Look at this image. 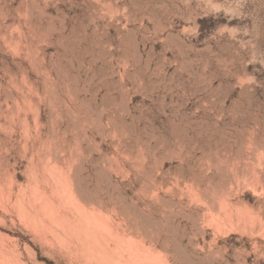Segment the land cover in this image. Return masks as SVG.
I'll use <instances>...</instances> for the list:
<instances>
[{"label":"rangeland","instance_id":"374dc122","mask_svg":"<svg viewBox=\"0 0 264 264\" xmlns=\"http://www.w3.org/2000/svg\"><path fill=\"white\" fill-rule=\"evenodd\" d=\"M0 264H264V0H0Z\"/></svg>","mask_w":264,"mask_h":264},{"label":"bare ground","instance_id":"6f19581e","mask_svg":"<svg viewBox=\"0 0 264 264\" xmlns=\"http://www.w3.org/2000/svg\"><path fill=\"white\" fill-rule=\"evenodd\" d=\"M74 93H75V92H74ZM69 94H70V93H69ZM71 97H72V96L69 95L70 100L73 99V98H71ZM74 99H76V98L74 97ZM79 105H80V104H79ZM81 106H83V105L81 104ZM81 108H83V107H81ZM68 109H69V108H68ZM69 111H70V110H69ZM70 112H71V111H70ZM68 113H69V112H68ZM68 113H67V114H68ZM73 114H74V113H73ZM73 114H72V112H71V114L69 115V117L72 116ZM75 115H77V114H75ZM73 117H74V115L72 116V118H73ZM75 117H76V119H78V118H77L78 116H75ZM75 117H74V118H75ZM97 117H98V115H97ZM74 118H73V119H74ZM100 118H101V116H100ZM98 119H99V118H98ZM71 120H72V119H71ZM77 121L80 122L79 119H78ZM74 123H76V122H74ZM113 128H114V127H113ZM115 128H116V127H115ZM75 163H76V162H75ZM74 165H75V164H74ZM72 166H73V164H72ZM72 166H71V167H72ZM79 167H80V166H79ZM69 170H70L71 173H72V170H71L70 168H69ZM69 170H68V171H69ZM80 170H81V169H80ZM80 170H79V171H80ZM74 171H76V170H74ZM77 171H78V170H77ZM71 173H70V175H71ZM76 174H77V173H76ZM76 174H74V175H76ZM62 175H63V174H62ZM70 175H69V176H70ZM72 175H73V174H72ZM77 175H78V174H77ZM58 177H60V175H59ZM65 177H66V176H65ZM65 177L61 176V178H62L61 180H64V181H65ZM76 177H77V176H76ZM59 179H60V178H59ZM68 179H70V178H68ZM73 180H75V179H73ZM79 180H80V179H79ZM57 181H59V180H57ZM61 182H62V183H61ZM66 182H67V180H66ZM71 182H72V181H71ZM74 182H75V181H74ZM79 182H80V181H79ZM58 183H59V184H60V183L63 184V181H60V182H58ZM64 183H65V182H64ZM67 183H69V180H68ZM76 183H77V182H76ZM72 184H73V183H72ZM66 185H67V184H66ZM66 185L63 184L62 186L65 187ZM62 186H61V187H62ZM69 186H70V185H69ZM73 186H74V185H73ZM79 186H80V185H78V187H79ZM64 187H62V188H64ZM76 187H77V186H76ZM76 187H75V189H77ZM66 188H67V187H66ZM72 188H73V187H72ZM68 189H69V188H68ZM73 189H74V188H73ZM81 189H82V188H81ZM85 189H87V188H85ZM62 190H63V189H62ZM79 190H80V188H79ZM83 190H84V189H83ZM74 191L77 192V190H74ZM80 191H81V190H80ZM65 192H67V190H66ZM78 192H79V191H78ZM81 192H82V191H81ZM83 192H84V191H83ZM87 192L89 193V191H87ZM88 193H86V194H88ZM71 194H72V193H71ZM75 194H76V193H75ZM77 195H79V194L77 193ZM83 195H85V194L83 193ZM91 195H92V194H91ZM74 196H75V195H74ZM85 196H86V195H85ZM92 196H93V195H92ZM80 197H81V196H80ZM87 197L89 198L90 196L87 195V196L85 197L86 200H87ZM90 198H91V197H90ZM79 199H82V198H79ZM79 199H77V200L79 201ZM92 199H93V198H92ZM84 200H85V199H84ZM90 200H91V199H90ZM72 201L74 202V200H72ZM87 201H89V200H87ZM82 202H83V201H82ZM84 202H85V201H84ZM215 204H216V203H215ZM220 204H221V203H220ZM220 204H219V206H220ZM78 205H79V204H78ZM74 206H75V205H74ZM76 206H77V205H76ZM76 206H75V207H76ZM79 207H80V206H79ZM79 207H78V208H79ZM81 207H82V206H81ZM81 207H80V209H82ZM82 210H83V209H82ZM85 210H86V209H85ZM78 211H79V210H78ZM88 211H89V210H88ZM83 212H84V211H83ZM78 213H80V212H78ZM81 213H82V211H81ZM81 213H80V215L83 214V213H82V214H81ZM84 213H85V212H84ZM88 213H89V212H88ZM94 213H95V212H94ZM94 213L92 214V216L94 215ZM244 214H245V213H244ZM88 215H89V214H86L87 217H88ZM95 215H96V214H95ZM86 216H83V215H82L83 218L86 217ZM90 216H91V215H90ZM90 216H89V218H90ZM87 217H86V218H87ZM95 217H98V216H95ZM247 217H249V216H247ZM83 218H82V219H83ZM93 218H94V217H93ZM84 219H85V218H84ZM90 219H92V218H90ZM98 219H99V217H98ZM98 219H96V220H98ZM246 219H249V218H246ZM98 221H99V220H98ZM100 221H101V219H100ZM252 221H253V219H252ZM252 221H251V222H252ZM92 222H93V221H92ZM249 222H250V220H249ZM97 223H99V222H97ZM252 223H254V222H252ZM92 224H93V223H92ZM94 224H95V223H94ZM97 228H98V227H97ZM102 228H103V227H102Z\"/></svg>","mask_w":264,"mask_h":264}]
</instances>
